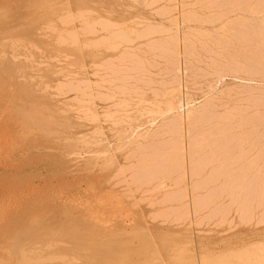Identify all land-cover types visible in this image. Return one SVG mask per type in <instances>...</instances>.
<instances>
[{"label": "rangeland", "instance_id": "obj_1", "mask_svg": "<svg viewBox=\"0 0 264 264\" xmlns=\"http://www.w3.org/2000/svg\"><path fill=\"white\" fill-rule=\"evenodd\" d=\"M204 1L0 0L7 51L0 57L8 59L0 74V264L250 258L256 202L248 170L258 140L251 121L264 118V8L250 2L258 43L247 47L230 40L233 17L217 20L223 0ZM14 108L33 110L34 122L8 133L3 111Z\"/></svg>", "mask_w": 264, "mask_h": 264}, {"label": "bare ground", "instance_id": "obj_2", "mask_svg": "<svg viewBox=\"0 0 264 264\" xmlns=\"http://www.w3.org/2000/svg\"><path fill=\"white\" fill-rule=\"evenodd\" d=\"M206 1V0H205ZM204 1V2H205ZM208 1H210V0H208ZM220 1V0H219ZM223 1H225V5L223 4ZM223 1H221L222 2V4H221V2H217V3H219L221 6L220 7H222L221 9H223V13H219V14H217L216 13V15L217 16H219V18L217 17V20L219 19V20H221V19H223L222 17H226V16H229V17H233V21L234 20H236L235 22H233V23H229L228 25H229V27L231 28V29H234V31H233V33H232V31H231V36H230V40H231V42L233 43V42H235L236 44H237V41L238 42H241V45H243L244 44V46H245V44H247L246 46L248 47L249 45H252L253 43H252V41H251V39H256V38H253L252 36V30L255 28L252 24H251V22L250 21H252L253 22V20H256V17H251V15L252 16H255L256 15V10H254L256 13H254V11L252 12V8H250V7H253V5L254 4H250V2L251 1H253V0H223ZM255 2L254 3H256L255 5H257V6H255L254 8H256L257 9V7H258V9H257V11H259L261 8L263 9L264 8V6H263V2H264V0H254ZM5 2V1H4ZM212 2V1H211ZM213 2H214V0H213ZM215 2H216V0H215ZM247 2H248V4H247ZM12 3V2H11ZM210 3V2H209ZM208 3V4H209ZM217 3H215V4H217ZM243 3H245V5L243 4ZM5 4V3H4ZM13 4V3H12ZM261 4V5H260ZM5 5H8V4H5ZM211 4H209V6H210ZM214 5V4H213ZM249 5H251V6H249ZM215 6V5H214ZM218 8H219V6L218 5H216ZM215 6V7H216ZM9 7V6H8ZM207 7V6H206ZM213 7V6H212ZM211 7V8H212ZM214 7V8H215ZM259 7H261V8H259ZM210 8V7H209ZM214 8H212V9H214ZM253 8V9H254ZM211 9V10H212ZM262 9H261V11H262ZM205 10H208V8L207 9H205ZM210 10V11H211ZM220 10V9H219ZM209 11V10H208ZM208 11H207V13H208ZM254 13V14H253ZM259 13V12H258ZM213 14V13H212ZM251 14V15H250ZM263 14H264V12H263ZM3 15V14H2ZM88 15V14H87ZM261 14H259L258 16H260ZM81 16V15H80ZM207 16V15H206ZM205 16V17H206ZM210 16H212L211 14H210ZM264 16V15H263ZM5 17V16H4ZM72 17H74V16H72ZM76 17V16H75ZM74 17V18H75ZM213 17L216 19V17H215V13H214V15H213ZM213 17L211 18V19H213ZM71 18V17H70ZM70 18L68 19V20H70ZM78 18V17H77ZM81 18H82V16H81ZM81 18H79L80 20H81ZM206 18H208V17H206ZM210 18V17H209ZM264 18V17H263ZM82 20H84V19H82ZM263 19H261V21H262ZM206 21V20H205ZM208 21V20H207ZM213 21V20H212ZM212 21L210 20V22L212 23ZM227 21V20H226ZM230 21H231V19H230ZM66 22V21H65ZM92 22V21H91ZM96 22H99L98 20L96 21ZM209 22V21H208ZM207 22V23H208ZM210 22L208 23L209 25H211L210 24ZM215 22H217V21H215ZM95 23V22H94ZM103 23H105V22H103ZM250 23V24H249ZM255 23H256V21H255ZM260 23H262V22H260ZM9 24V23H8ZM82 24H83V22H82ZM100 24V26L102 25L101 24V22L99 23ZM207 24V25H208ZM104 25V24H103ZM105 25H106V23H105ZM104 25V26H105ZM226 25V24H225ZM227 25V26H228ZM250 25H252L253 26V28L252 27H250ZM87 26V27H86ZM92 26H94V24L92 25ZM92 26L90 27L89 26V28H88V24H86L85 23V29H87L89 32H90V30H92L91 32H92V34H93V31H94V29H91L92 28ZM103 26V27H104ZM64 27V26H63ZM95 27V26H94ZM102 26H101V28H103ZM107 29L109 28L110 29V26L108 27V25L107 26H105ZM105 27H104V29H105ZM233 27V28H232ZM260 27V26H259ZM115 29H116V26L114 27ZM119 28V27H118ZM107 29H105V31L107 30ZM109 29H108V31H109ZM114 29V30H115ZM225 29V28H224ZM261 29V28H260ZM56 30V29H55ZM59 30V29H58ZM103 30V29H102ZM111 30H113V27H112V29ZM119 31H120V28L118 29ZM117 30V32L115 31L114 33L113 32H111V33H113L112 35L115 37V36H117V34H118V36L116 37V38H114V39H116L117 41H122L123 40V38L122 37H124V36H121V35H123L124 33H122L121 35L119 34V33H121V32H119ZM222 30V29H221ZM228 30V29H227ZM83 31L85 32V30H82V32L81 33H83ZM107 31V32H108ZM254 31V33L255 32H257L258 31V29H257V31H255V30H253ZM261 31V30H260ZM58 33L60 32V31H57ZM71 32V31H70ZM69 32V34H71ZM80 32V31H79ZM88 32V33H89ZM119 32V33H118ZM228 32V31H227ZM116 33V34H115ZM223 33H224V31H223ZM60 34V33H59ZM75 35H76V33H74ZM90 35H92L91 33H89ZM251 34V35H250ZM257 34V33H256ZM261 34H263V33H261ZM67 35V34H66ZM74 35V36H75ZM88 35V34H87ZM87 35H85V36H87ZM108 35H110L111 36V34H108ZM226 36L228 35V33L227 34H225ZM255 35V34H254ZM72 36V35H71ZM74 36H72V38L74 37ZM119 36H121V38H122V40H118L117 38L119 37ZM209 36V35H208ZM215 36V35H214ZM225 36V37H226ZM57 37V36H56ZM67 37V36H66ZM207 37V36H206ZM228 37V36H227ZM260 36H258V38H259ZM58 38V37H57ZM120 37H119V39H121ZM136 38V37H135ZM208 38V37H207ZM211 38V37H210ZM62 39V38H61ZM67 39V38H66ZM65 39V40H66ZM75 38H73V41H76V40H74ZM127 37H125L124 38V40H126L127 41ZM214 39H215V37H214ZM224 39V38H223ZM226 39V38H225ZM227 39H229V38H227ZM58 40V39H57ZM116 40H114V41H116ZM128 40H130V39H128ZM257 40V39H256ZM256 40H254V42L256 41ZM261 40H263V38L261 39ZM125 41V42H126ZM131 41V40H130ZM218 41V40H217ZM219 41H220V38H219ZM228 41V40H227ZM226 41V42H227ZM63 42V45H64V41H62ZM128 42V41H127ZM222 42V41H221ZM225 42V41H224ZM262 42H264V41H262ZM56 43H58V41L56 42ZM61 43V42H60ZM59 43V44H60ZM66 43V42H65ZM73 43V45H75L74 44V42H70V45ZM87 43H89V42H87ZM91 43V42H90ZM93 43H94V41H93ZM209 43V42H208ZM210 43H211V41H210ZM213 43V42H212ZM229 43V42H228ZM227 43V44H228ZM243 43V44H242ZM255 43H258V42H255ZM220 44V43H219ZM224 44V43H223ZM231 43H229V45H230ZM262 44V43H261ZM261 44H259V46L261 45ZM225 45V44H224ZM224 45H223V47H224ZM229 45H227V46H229ZM238 45V44H237ZM240 45V46H241ZM255 45V44H254ZM87 46V45H86ZM91 46V45H90ZM220 46V45H219ZM231 46V45H230ZM258 46V47H259ZM81 47V46H80ZM92 47H93V45H92ZM100 47V46H99ZM218 47V46H217ZM222 47V48H223ZM232 47V46H231ZM236 47V46H235ZM250 47V46H249ZM261 47H263L264 48V46L262 45ZM71 48V47H70ZM207 48V47H206ZM253 48H254V46H253ZM240 49V48H239ZM246 49V48H245ZM257 49V48H256ZM208 50V49H207ZM238 50V49H237ZM250 50V49H249ZM261 50H262V48H261ZM224 51V50H223ZM230 51V50H229ZM233 51V50H232ZM259 51H260V49H259ZM263 51V50H262ZM220 52H221V50H220ZM226 52V51H225ZM242 52V51H241ZM0 53H3V54H5V55H7L6 53H7V51H5V45H4V35L2 34V32H0ZM243 53V52H242ZM242 53H239L240 55H243ZM247 53V52H246ZM249 53V52H248ZM251 53V52H250ZM255 53V52H254ZM257 54V53H256ZM255 54V55H256ZM4 55V56H5ZM224 55V54H223ZM229 55V54H228ZM255 55H249L250 57H249V59H250V61L251 60H253V61H255V62H257L259 59H258V57H257V55H256V58L258 59V60H256V58H255ZM260 55V54H259ZM9 56V55H8ZM219 56V55H218ZM221 56V55H220ZM225 56H227V54L225 55ZM237 56V55H236ZM235 56V57H236ZM244 56V55H243ZM123 57V56H122ZM121 57V58H122ZM228 57V56H227ZM242 57V56H241ZM260 57V56H259ZM5 58H7V57H5ZM126 58H128V57H126ZM238 58V57H237ZM243 58V57H242ZM245 58H247L248 59V54H247V56H246V54H245ZM244 58V59H245ZM45 59V58H44ZM123 59V58H122ZM231 59V58H230ZM240 59V58H239ZM26 60V59H25ZM127 60H130V59H127ZM262 60V59H261ZM119 61V60H118ZM117 61V62H118ZM123 61V60H122ZM122 61H119V63H122ZM245 61H247V60H245ZM253 61H251V62H253ZM263 61V60H262ZM46 62V61H45ZM118 63V64H119ZM134 63V62H133ZM232 63V62H231ZM233 63H236L237 64V62H233ZM243 63V62H242ZM244 63H246V62H244ZM258 63V62H257ZM262 63V62H261ZM225 64V63H224ZM259 64V63H258ZM238 65H240L239 63H238ZM245 65H252V66H255V64H248V63H246ZM7 66H8V59H3V58H1L0 57V74H2V73H5L4 71H6V69H7ZM106 66V65H105ZM111 66V65H110ZM232 66V65H231ZM237 66V65H236ZM241 67H239V68H244V67H242V65H240ZM257 66V65H256ZM259 66V68H260V65H258ZM233 67V66H232ZM261 67H264V65L263 66H261ZM106 68L108 69L109 67H108V65L106 66ZM253 68V67H252ZM104 69H105V67H104ZM110 69H113V68H111L110 67ZM119 69V68H118ZM118 69H117V71H118ZM237 69V68H236ZM245 69V68H244ZM251 69V68H250ZM261 69V71H263L264 72V70L262 69V68H260ZM113 70H116V68L115 69H113ZM119 70H121V69H119ZM248 70V69H247ZM246 69H245V71L248 73V71H247ZM252 70V69H251ZM106 71V70H105ZM110 71V70H109ZM112 71V70H111ZM229 71V70H228ZM252 71H254V69L252 70ZM257 71V72H256ZM256 71L254 72V75L255 74H257V73H259L258 75H262L259 71H258V69H256ZM108 72V71H107ZM231 72V71H230ZM250 72V71H249ZM115 73L116 72H114V75H115ZM117 74H123V73H119V71H118V73ZM8 76V78H10V80L11 79H15V77L10 73V74H7ZM252 75V74H251ZM264 75V74H263ZM111 76V75H110ZM22 77V76H21ZM108 77V76H107ZM120 77H122V76H120ZM119 78V77H118ZM123 79V78H122ZM2 80V79H1ZM10 80H8L7 82V84L9 85V81ZM120 80V79H119ZM111 81V80H110ZM3 82V81H2ZM114 82V81H113ZM112 82V83H113ZM118 82V81H117ZM4 83V82H3ZM28 84H30V83H28ZM67 84V83H66ZM77 84V83H76ZM99 84H102V85H105L106 83H99ZM1 85H2V83H1ZM64 85V84H63ZM107 85H109V83H107ZM112 85V84H111ZM2 86H4V85H2ZM57 86V85H56ZM65 86V85H64ZM69 85L67 84V87H68ZM70 86H71V84H70ZM59 87V86H58ZM66 87V88H67ZM82 87V86H81ZM93 87H96L95 85L93 86ZM60 88V87H59ZM62 89H63V87H61ZM96 88H98V87H96ZM122 88V87H121ZM10 89V88H9ZM85 89V88H84ZM99 89V88H98ZM6 90V89H5ZM253 90V89H252ZM251 90V91H252ZM81 91H82V93H83V89H81ZM257 92H258V90H257ZM2 93V92H1ZM58 93V92H57ZM101 94V93H100ZM251 94V93H250ZM3 95V94H2ZM1 95V96H2ZM7 97H8V95L7 94H5ZM82 95V94H81ZM94 95H95V93H94ZM10 96V95H9ZM83 96V95H82ZM95 96H99V94H96ZM101 96H102V98H103V96L104 95H102L101 94ZM100 97V96H99ZM249 97V96H248ZM251 97V96H250ZM249 97V98H250ZM84 98H86V97H83V99ZM105 98V97H104ZM255 98V97H254ZM254 98H252V99H254ZM1 99H2V97H1ZM0 99V100H1ZM8 99H9V97H8ZM264 99V98H263ZM262 99V100H263ZM7 100V99H6ZM3 101H5V100H3ZM3 101H2V104H3ZM77 101V100H76ZM259 101V100H258ZM254 102H255V100H254ZM1 103V102H0ZM78 104H81L82 105V103H84V102H80L79 103V101L77 102ZM86 103V102H85ZM252 103V102H251ZM262 104H263V102H261ZM1 104V105H2ZM256 105V104H255ZM119 106V109H120V106L121 105H118ZM256 106H260V104L259 105H256ZM9 107V106H8ZM12 108H13V106H12ZM80 108V107H79ZM81 108H82V106H81ZM84 108V107H83ZM86 109V108H85ZM89 109V108H88ZM123 109V108H122ZM252 109V108H251ZM255 109H258V108H255ZM7 110V109H6ZM90 110V109H89ZM249 110V108L247 109V111ZM68 111V110H67ZM71 111V110H70ZM74 111H75V109H74ZM81 111V110H80ZM112 110H110V112H111ZM249 111H251V110H249ZM248 111V112H249ZM4 112V115H6V118H7V120H6V122H5V126H6V131H8V133H10L12 130H14V129H16V128H19V127H22V126H25V127H27V126H29V125H31L33 122H34V118L32 117V115L33 114H31V113H33V110H25V109H8L6 112L5 111H3ZM64 112H65V110H64ZM73 112V111H72ZM76 112V111H75ZM87 112V111H86ZM91 112H93V111H91ZM91 112H89V113H91ZM109 112V111H108ZM56 113V112H55ZM105 113H107V112H105ZM238 113V112H237ZM255 113H257V112H255ZM110 114V113H109ZM117 114H119V113H117ZM123 114V113H122ZM258 114H260L261 115V113H259L258 112ZM264 114V113H263ZM108 115V114H107ZM106 115V116H107ZM111 115H114V114H111ZM76 116V115H75ZM116 116V115H115ZM250 116V115H249ZM254 116V115H253ZM5 117V116H4ZM114 117V116H113ZM117 117V116H116ZM116 117H114V118H116ZM200 117H202V116H200ZM200 117H198V118H200ZM257 117V116H256ZM256 117H255V119L253 120V121H255V123L254 122H252L251 120V123H252V128H253V130H254V134L256 135V139L255 140H257V141H254L255 143L257 142L258 144H261L260 146H257V143L255 144V150H254V156H253V159H252V161L250 162V165H249V163L248 164H246L247 166L249 165V170H248V173H250L251 175H249V176H251V180L250 181H252V182H250L251 184H252V186H253V189H252V187H251V190H252V195H251V198H252V196H253V198L255 199V206H254V218H253V220H251V222H252V224H253V227H254V229H253V237H252V242H253V244L251 245L252 246V248H251V246H250V254H249V257L250 258H247L246 256H247V253H245V255L244 256H238L239 257V259H238V262H239V260H240V263L239 264H264V216H260V213H259V209H260V207H259V205H261V204H259V203H261L260 201H262V200H260L261 198V196H262V198H263V196H264V142H262V140H264V127H263V124H264V122H263V124L262 123H259V124H257V122H258V120H260L259 118H261V117H259V118H257L256 119ZM108 118H109V116H108ZM197 118V117H196ZM195 118V119H196ZM236 118H237V116H236ZM243 118V117H242ZM247 118V117H246ZM250 118V117H249ZM263 118V117H262ZM261 118V119H262ZM1 119V118H0ZM105 119H107L106 117H105ZM122 119V118H121ZM191 119H193V118H191ZM264 119V118H263ZM190 120V119H189ZM203 120H205V119H203ZM240 120H242V119H240ZM246 120V119H245ZM0 121H3V120H0ZM113 121V120H112ZM257 121V122H256ZM174 122H176V121H174ZM1 123V122H0ZM240 123V122H239ZM244 123V122H243ZM248 123H250V122H247V124ZM174 124V123H173ZM180 124V123H179ZM201 124V123H200ZM244 124H246V123H244ZM261 124H262V127H261ZM3 125V124H2ZM177 125V124H176ZM188 125V124H187ZM192 125V124H191ZM235 126H236V124H235ZM239 126H241V125H239ZM3 127V126H2ZM188 127H190V126H188ZM187 127V128H188ZM242 127V126H241ZM172 128H175V127H172ZM237 128H238V126H237ZM245 128V127H244ZM249 128V127H248ZM261 128H262V130H261ZM235 129H236V127H235ZM240 130H241V128H239ZM238 130V129H237ZM253 130L251 131V132H253ZM246 132H248V131H246ZM243 133V132H242ZM241 133V134H242ZM261 133V134H260ZM250 134V133H249ZM7 135V134H6ZM9 135V134H8ZM6 136L7 138L9 137L10 138V136ZM11 135V134H10ZM238 135H239V133H238ZM246 135V134H245ZM252 135V134H251ZM205 137V136H204ZM242 137V136H241ZM240 137V138H241ZM11 138H12V136H11ZM13 139V138H12ZM11 139V140H12ZM246 139H247V137H246ZM7 140V139H6ZM10 140V141H11ZM205 140H207V139H205ZM218 140V139H217ZM216 140V141H217ZM236 140V139H235ZM249 140V139H248ZM203 141V140H202ZM238 141V140H237ZM259 141V142H258ZM7 142V141H6ZM242 142H244V141H242ZM251 142V141H250ZM262 142V143H261ZM9 144H11L10 142H8ZM215 143H218V142H215ZM241 142L239 141V144H240ZM13 144V143H12ZM209 144V143H208ZM253 144V143H252ZM263 144V145H262ZM238 145V144H237ZM211 146V145H210ZM247 146V145H246ZM239 147V146H238ZM252 147V146H251ZM26 149V148H25ZM189 149V148H188ZM191 149V148H190ZM212 148H210V150H211ZM214 149V148H213ZM239 149H240V147H239ZM248 150V149H247ZM251 152H253V148H251ZM191 151V150H190ZM190 151H189V154H190ZM237 151H238V149H237ZM188 152V151H187ZM193 152V149H192V151H191V153ZM170 153V152H169ZM174 153H176V152H174ZM173 153V154H174ZM244 153H246L245 151H244ZM172 154V155H173ZM178 154V153H177ZM194 154V153H193ZM214 154V153H213ZM239 154V153H238ZM248 154V153H247ZM240 155V154H239ZM242 155H244L243 153H242ZM180 156V155H179ZM184 156V155H183ZM182 156V157H183ZM189 156H193V155H189ZM205 156H207V155H205ZM205 156H203V159L201 160V161H203L204 159L206 160V158H205ZM210 156V155H209ZM215 156V155H214ZM217 156V155H216ZM176 157V156H175ZM243 157V156H242ZM239 158V159H242V160H244L243 158ZM252 157V156H251ZM173 157H171V159H172ZM181 158V157H180ZM194 158V157H193ZM212 158V157H211ZM214 158V157H213ZM216 158V157H215ZM237 158H238V156H237ZM168 159V158H167ZM170 159V160H171ZM184 159V158H183ZM190 159H192V157L190 158ZM189 159V160H190ZM209 158H207V160H208ZM165 160V159H164ZM170 160H168V161H170ZM173 160V159H172ZM171 160V161H172ZM199 160V159H198ZM214 160V159H213ZM167 161V160H166ZM174 161V160H173ZM201 161L199 162V163H201ZM212 161V160H211ZM249 161V160H248ZM206 162V161H205ZM239 162V161H238ZM240 162H241V160H240ZM239 162V163H240ZM151 163V162H150ZM177 163H179V161L177 162ZM193 163V162H192ZM198 163V162H197ZM238 163V164H239ZM244 163H246V162H244ZM146 164V163H145ZM148 164V163H147ZM161 164V163H160ZM171 164V163H170ZM169 164V165H170ZM181 164V163H180ZM191 164V163H190ZM189 164V165H190ZM204 164V163H203ZM237 164V165H238ZM154 165H156V164H154ZM163 165V164H162ZM168 165V164H167ZM177 165H179V164H177ZM153 166V165H152ZM157 166H158V164H157ZM195 166V165H194ZM200 166V165H199ZM205 166H207V165H205ZM242 165H240V167H241ZM247 166H245L246 167V169H247ZM177 167V166H176ZM179 168L181 167V166H178ZM177 167V168H178ZM202 167V166H201ZM239 167V168H240ZM245 167L243 168V170H242V172H243V174H241V179H242V177H243V175H244V169H245ZM192 168V167H191ZM238 168V167H237ZM237 168H236V170H237ZM196 169H197V167H196ZM241 169V168H240ZM191 170V169H190ZM238 171H239V169H238ZM247 171V170H246ZM250 171V172H249ZM239 172H241V171H239ZM238 172V173H239ZM237 175H240V173L239 174H237ZM236 176V175H235ZM238 177V176H237ZM239 177H238V179H239ZM235 180H236V177H235ZM243 180V179H242ZM241 180V181H242ZM238 181V180H237ZM241 181H239V182H241ZM243 182V181H242ZM244 182H245V179H244ZM237 184H238V182H236ZM236 184V185H237ZM240 185H241V183H239ZM244 184L245 183H243V187H244ZM240 185H239V187H240ZM246 185H249V183H247ZM237 187V186H236ZM242 187V189H245L246 190V186L243 188ZM237 190V189H236ZM239 190V189H238ZM244 190V192H246ZM248 190V189H247ZM240 191H242V190H240ZM249 191V190H248ZM239 192V191H238ZM243 192V191H242ZM240 193V192H239ZM251 193V192H250ZM237 194V193H236ZM248 194V193H247ZM238 195V194H237ZM240 195H241V193H240ZM244 195L245 194H243L242 195V197L244 198ZM250 195V194H249ZM242 197L241 198H239L238 197V201L239 202H241L242 200H240V199H242ZM247 197V196H246ZM245 197V198H246ZM219 199V198H218ZM245 200V199H244ZM248 200H251L250 198L248 199ZM260 200V201H259ZM213 202V201H212ZM251 203V202H250ZM209 204V203H208ZM240 204V203H239ZM210 205V204H209ZM208 205V206H209ZM243 205V204H242ZM241 205V206H242ZM254 205V204H253ZM264 205V204H263ZM239 207H240V205H239ZM243 207V206H242ZM251 207V206H250ZM250 207H248V209L250 208ZM244 208V207H243ZM247 209V208H246ZM241 210V209H240ZM251 210V209H250ZM251 210V211H252ZM263 211V210H262ZM242 212V211H241ZM263 213V212H262ZM264 214V213H263ZM253 216V215H252ZM260 217V218H259ZM61 232H63L64 233V231H61ZM62 234V233H61ZM62 236V235H61ZM60 236V237H61ZM67 236V235H66ZM56 237V236H55ZM59 237V236H58ZM63 237V236H62ZM61 237V238H62ZM49 238V237H48ZM54 238V237H53ZM57 238V237H56ZM64 239H65V237H63ZM63 238L61 239V240H63ZM44 239V238H43ZM46 239V238H45ZM103 240H106V239H103ZM103 240H101V242L103 241ZM34 242V241H33ZM39 243H40V241H38ZM70 242V241H69ZM80 242H81V240H80ZM79 242V243H80ZM34 243H37L36 241L34 242ZM53 243V242H52ZM114 243V242H113ZM91 244V243H90ZM101 244H103V243H101ZM78 245V244H77ZM113 245V244H112ZM92 246V245H91ZM32 246L30 245V247L29 248H31ZM40 247V246H39ZM120 248V247H119ZM27 249V248H26ZM34 250V249H37V247L36 248H31V250ZM40 249V248H39ZM125 249V248H124ZM133 249V248H132ZM29 250V249H28ZM48 251V250H47ZM52 251H53V249H52ZM131 252V251H130ZM133 252V251H132ZM131 252V253H132ZM52 253V252H51ZM55 253V252H54ZM58 253V252H57ZM65 253V252H64ZM71 253V252H70ZM241 253V252H240ZM243 254H244V251L242 252ZM241 253V254H242ZM27 255V254H26ZM50 255V254H49ZM76 255V254H75ZM133 255H135V253L133 254ZM235 255V254H234ZM239 255V254H238ZM71 257V256H70ZM235 257H237L236 255H235ZM104 258V257H103ZM233 258V257H232ZM161 259V258H160ZM224 259H226V257L224 258ZM223 258H222V260H224ZM96 260V259H95ZM95 260H94V262H95ZM198 260V259H197ZM200 260H203V259H200ZM199 260V264H213V262H209V261H206L205 260V262H201ZM228 260V259H227ZM93 261V260H92ZM160 261V260H159ZM162 261V260H161ZM160 261V262H161ZM195 261V260H194ZM97 262V261H96ZM95 262V263H96ZM104 263H105V261H103ZM158 262V261H157ZM198 262V261H197ZM196 262V263H197ZM215 262V261H214ZM220 262H221V260H220ZM93 263V262H92ZM131 263H133V262H131ZM155 263H156V261H155ZM159 263V262H158ZM157 263V264H158ZM162 263H164V262H162ZM219 263V262H218ZM234 263H235V261H234ZM19 264H32V263H30V262H27V263H25V262H21V263H19ZM81 264V263H80ZM107 264V263H106ZM119 264V263H118ZM190 264H195V262H190ZM221 264H229V263H227V262H221ZM236 264V263H235ZM238 264V263H237Z\"/></svg>", "mask_w": 264, "mask_h": 264}]
</instances>
